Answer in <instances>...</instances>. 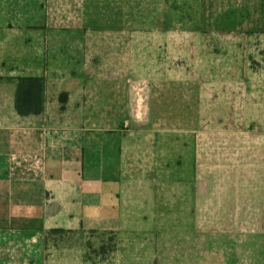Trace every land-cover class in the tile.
<instances>
[{
  "label": "crops",
  "instance_id": "crops-1",
  "mask_svg": "<svg viewBox=\"0 0 264 264\" xmlns=\"http://www.w3.org/2000/svg\"><path fill=\"white\" fill-rule=\"evenodd\" d=\"M206 1L224 11L238 4L243 12L248 2ZM103 9V0H0V264H89L85 240H56L51 229L75 237L115 233L112 264H264V91L243 93L257 122L224 142L219 155L216 140L207 137L205 175L183 188V173L165 152L139 162L142 140L130 126L68 117L130 114V64L123 74L115 65L120 57L111 54L113 71L96 67L119 45L110 42L119 30L129 40L130 30L165 26L164 0H120L117 21L106 29ZM89 65L97 73L86 75ZM20 76L44 78L41 113L17 114ZM63 91L68 101L61 110ZM94 97L99 103L86 101ZM223 161L237 166L235 179L247 171L238 192L229 194L222 184ZM184 189L193 203L185 210Z\"/></svg>",
  "mask_w": 264,
  "mask_h": 264
},
{
  "label": "rangeland",
  "instance_id": "rangeland-1",
  "mask_svg": "<svg viewBox=\"0 0 264 264\" xmlns=\"http://www.w3.org/2000/svg\"><path fill=\"white\" fill-rule=\"evenodd\" d=\"M119 2L103 0L105 29L117 21ZM237 5L234 10L224 11L214 9L215 2L206 0H164L162 32L130 30L128 40L119 30L118 38L110 40L112 44L118 40L119 45L111 47V53L107 51L106 59L96 67L104 74L113 71L115 60L109 57L111 54L120 57L115 65L123 74L130 64V114L107 112L68 117L82 118L105 128L130 126V133L142 140L140 156L136 157L139 162H151L154 156L165 152L166 159L172 158L177 171L183 173V188L194 187V176L205 175L207 169L204 140L214 138L219 155L224 142L237 139L239 130L257 122V114L245 107L242 95L264 91V0H248L245 12L239 11ZM105 34L116 36L104 30ZM84 71L86 75L97 73L90 65ZM100 85L106 87L111 83H84L85 87ZM86 101L100 100L94 97ZM101 101L110 107L111 101ZM174 139L180 140L181 145H171ZM224 161L219 170L224 178L222 184L229 194L238 192V180L249 181L247 171L242 168V178L235 179L237 166L230 167ZM192 204L184 189L183 209ZM54 236L56 240H85L89 264L114 263L115 233L88 231L78 237L71 233Z\"/></svg>",
  "mask_w": 264,
  "mask_h": 264
},
{
  "label": "trees",
  "instance_id": "trees-1",
  "mask_svg": "<svg viewBox=\"0 0 264 264\" xmlns=\"http://www.w3.org/2000/svg\"><path fill=\"white\" fill-rule=\"evenodd\" d=\"M1 79V78H0ZM14 108L18 115L39 114L44 106L45 80L38 76H20L15 78ZM68 101L67 92H60L58 102L63 110ZM71 233L63 229H51L48 234Z\"/></svg>",
  "mask_w": 264,
  "mask_h": 264
}]
</instances>
